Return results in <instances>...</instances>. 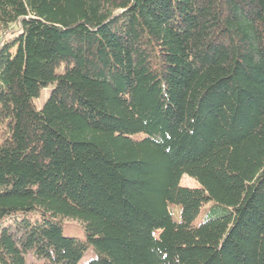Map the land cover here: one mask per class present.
I'll return each mask as SVG.
<instances>
[{
  "label": "trees",
  "instance_id": "obj_1",
  "mask_svg": "<svg viewBox=\"0 0 264 264\" xmlns=\"http://www.w3.org/2000/svg\"><path fill=\"white\" fill-rule=\"evenodd\" d=\"M9 32L0 264H264V0H0Z\"/></svg>",
  "mask_w": 264,
  "mask_h": 264
},
{
  "label": "rangeland",
  "instance_id": "obj_2",
  "mask_svg": "<svg viewBox=\"0 0 264 264\" xmlns=\"http://www.w3.org/2000/svg\"><path fill=\"white\" fill-rule=\"evenodd\" d=\"M17 28H14L13 30H16ZM11 33L9 32L7 35L6 34H0V42L5 39V38H9L11 35ZM49 94L48 90H43L41 93L40 98H38V100L36 101V104L39 108L42 107V105L44 104L45 100L47 99V96ZM181 184L184 186H197V182L194 181L193 179H190L189 177H183ZM173 209L175 211V217L179 218V211H180V206L179 205H175L173 206ZM206 209L204 208L203 211L201 212V214L199 215V217L196 220V224L201 222L205 217H206ZM64 232L67 235H77V236H82L83 235V229L82 227L75 221H66L64 223ZM89 256L84 257V259L81 261V263L87 262V260L89 259ZM27 259L29 261V263L32 264H41L44 261L41 260L40 258L34 257L33 255L29 254L27 256Z\"/></svg>",
  "mask_w": 264,
  "mask_h": 264
}]
</instances>
